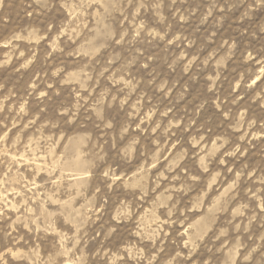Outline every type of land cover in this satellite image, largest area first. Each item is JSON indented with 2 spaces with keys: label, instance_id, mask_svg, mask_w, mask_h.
<instances>
[{
  "label": "rangeland",
  "instance_id": "obj_1",
  "mask_svg": "<svg viewBox=\"0 0 264 264\" xmlns=\"http://www.w3.org/2000/svg\"><path fill=\"white\" fill-rule=\"evenodd\" d=\"M0 264H264V0H0Z\"/></svg>",
  "mask_w": 264,
  "mask_h": 264
},
{
  "label": "bare ground",
  "instance_id": "obj_2",
  "mask_svg": "<svg viewBox=\"0 0 264 264\" xmlns=\"http://www.w3.org/2000/svg\"><path fill=\"white\" fill-rule=\"evenodd\" d=\"M76 164V163H75Z\"/></svg>",
  "mask_w": 264,
  "mask_h": 264
}]
</instances>
